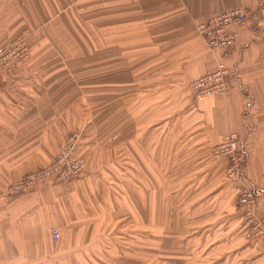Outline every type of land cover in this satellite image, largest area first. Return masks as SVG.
<instances>
[{
	"label": "crops",
	"instance_id": "crops-1",
	"mask_svg": "<svg viewBox=\"0 0 264 264\" xmlns=\"http://www.w3.org/2000/svg\"><path fill=\"white\" fill-rule=\"evenodd\" d=\"M226 9L249 13L246 23L232 28L228 90L196 99L190 81L224 54L208 46L196 25ZM23 32L30 57L10 78L0 75V189L51 161L74 131L80 133L75 153L85 167L69 181L48 179L28 193L0 197V264H130L126 259L135 248L125 239L144 250L145 232L125 237L126 185L142 207L146 199L134 186L154 187L147 199L153 201V218L179 215L177 205L172 208L181 193L176 186L186 187L191 209L202 201L218 216L232 212V229L221 233L233 234V264L258 262L255 244L237 239L243 228L235 205L239 184L226 179V161L214 159L211 147L228 131H238L246 153L242 175L264 213V0H0V43ZM115 42H125V105L168 107L153 115L152 132L136 135L144 138L139 145L159 150L152 162L125 163L115 152L124 141L91 129L93 117L82 108L83 89L97 83L83 87L81 63L112 57ZM125 167L153 170V177L139 173L134 183L126 180ZM178 170L191 172L182 178ZM230 196L234 205L227 209ZM166 202L169 210L162 207ZM216 221L219 231L206 223L193 233L203 246L225 225L223 218ZM216 240L213 246L224 248L222 238ZM153 250L162 255L161 236ZM144 257L137 264H146Z\"/></svg>",
	"mask_w": 264,
	"mask_h": 264
},
{
	"label": "rangeland",
	"instance_id": "rangeland-1",
	"mask_svg": "<svg viewBox=\"0 0 264 264\" xmlns=\"http://www.w3.org/2000/svg\"><path fill=\"white\" fill-rule=\"evenodd\" d=\"M6 43H0V45ZM114 45V55L112 57L83 60L81 63V81L83 87L88 85L94 87L95 83H97V86L94 88L83 89L82 108L84 111L86 109L85 112L93 117L94 124L91 129L108 131L109 133H112V138L116 137V139L124 141V144H121L123 147L115 152L116 154H122L121 156L125 159V163L152 162L154 161V157H157L159 150L154 149L150 144L148 148L147 146H145V148L144 146L139 145L137 142L141 140V144H143L142 142L144 141V138L139 139L136 135L138 131L143 132V130L146 132H152L154 125L157 124L153 121V115L156 113L164 114V112L168 110V107L156 108L153 105L139 107L134 103L128 106L127 102L125 105V42H115ZM121 46H123V50L119 51ZM29 55L30 46L28 47L27 59L30 57ZM27 59L20 64L26 62ZM10 72H0V75L3 76L0 77L2 79H8L10 78L9 76L13 74ZM100 86L103 87L98 89L97 87ZM88 101L90 103L86 105ZM164 157H166L165 160H167L169 154H165ZM189 172L191 171L178 170V174L182 178ZM139 173L142 175L143 173H146L147 177L151 178L153 177L154 171H134L125 167L126 180L127 178L129 180L131 179L135 183L139 177ZM242 178H244L243 175ZM226 179L230 182H236L239 184L238 191L236 192L235 205L240 211L243 228L241 232L238 233L237 239H240L241 243L247 242L255 244L258 251V262L256 264H264V242L260 239L256 240L248 236L250 227L247 226L243 217V211L237 204V198L241 192L242 183L238 180H230L227 177ZM129 183L131 182L129 181ZM202 187L203 186L200 185V188L198 189H201ZM134 188L136 190L137 188L141 189V195L146 201L143 202L142 207V202L138 201V196L136 193L133 194L132 192L133 188L128 185L125 186V237L127 236L126 233H128L130 235L132 234L131 236L135 238L138 236L137 231H139L140 234L144 231L145 238L142 239L144 240L142 242L144 245H141L144 246V250L137 249L138 243L125 239L127 244L135 248L134 253H130L131 256L126 259V262L137 264V261L139 260L138 258H143L145 254L144 258L146 259V264H218L217 257L223 256V253L225 252V257L223 259L220 258V264H233L231 255L233 248V234L230 233V236H226L224 231L221 233L222 230H225L227 233L230 231L229 229H232L234 220L232 212L225 216L222 214L218 216L216 208L204 205L202 204V201L197 202L196 200L193 209H191V203L187 202V199H185L187 193L186 187L176 186L174 188H177L178 190L181 189V193L177 196L178 201L173 203L172 208H174V204H176L180 211L179 215L175 217L163 216L162 218H153V201H147V199L150 197V191L151 194L153 193L152 190L154 187L149 185L147 187L134 186ZM232 197L233 196L228 197L225 201V204L228 205L226 206L227 209L230 205H234ZM256 203L258 205V201ZM163 205H165V207ZM169 205V202L162 203V207H164V209L167 208V210L170 208ZM257 212L264 215V213L258 209V206ZM218 217L223 218V221L225 220V222H223L225 225L222 224V226H220V232L212 233L209 240L205 241V245L203 246L200 238L195 237V234L193 233L199 231L206 223H211L209 228L217 230L219 228V226H217L218 222L216 221ZM158 230L161 231V235ZM204 230H206V228ZM160 236L162 237V255L154 254L155 250H153L154 241L156 240L157 242V238ZM221 238L222 242L225 243L224 248L222 246L219 247V245L218 247L213 246V243L215 242L214 240L218 239L220 241ZM209 245L215 247V250H211L209 247L207 248ZM244 256L242 257L244 258ZM160 257L162 258V261L160 260ZM141 262L142 259L139 260V263Z\"/></svg>",
	"mask_w": 264,
	"mask_h": 264
},
{
	"label": "built area",
	"instance_id": "built-area-1",
	"mask_svg": "<svg viewBox=\"0 0 264 264\" xmlns=\"http://www.w3.org/2000/svg\"><path fill=\"white\" fill-rule=\"evenodd\" d=\"M249 13L241 9H226L214 14L204 21L197 23L196 30L210 48L221 47L224 54L219 58L215 67L196 77L189 83V89L196 99L208 95H223L228 90L227 75L228 60L232 57L230 47L234 42L235 25L244 24ZM28 34L23 32L6 44L0 45V72H10L28 57ZM261 59L264 62V38L261 42ZM79 132H71L59 145L58 153L51 161L36 170L26 173L20 180L0 189V197L28 193L48 179L69 181L74 179L85 167L84 158L76 155L75 150L79 140ZM211 154L214 158L225 160V175L230 180L242 183L237 204L243 211V217L250 231L248 236L264 242V215L257 212V194L249 182L242 178V166L246 153L239 145L238 131H228L222 140L213 145ZM52 238L57 241L60 237L57 227L51 229Z\"/></svg>",
	"mask_w": 264,
	"mask_h": 264
}]
</instances>
